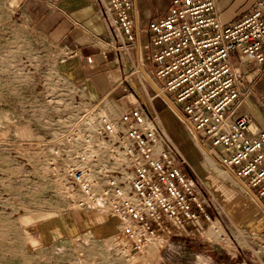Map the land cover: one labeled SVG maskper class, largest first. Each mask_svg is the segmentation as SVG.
Returning <instances> with one entry per match:
<instances>
[{"label": "built area", "instance_id": "1", "mask_svg": "<svg viewBox=\"0 0 264 264\" xmlns=\"http://www.w3.org/2000/svg\"><path fill=\"white\" fill-rule=\"evenodd\" d=\"M133 10V0H101L118 52H127L135 41ZM143 32L153 66L152 97L171 106L199 145L208 144L221 167L244 179L246 195L264 208V129L247 113L231 117L244 93L229 63L232 54L264 62V0L226 25L214 0H170L167 12ZM106 99L88 103L45 142L49 163L55 168L56 159L61 161L67 209L103 207L118 220L131 254L141 253L149 237L166 234L170 226L206 223L219 232L207 198L183 169L185 160L157 112L141 105L113 110Z\"/></svg>", "mask_w": 264, "mask_h": 264}, {"label": "rangeland", "instance_id": "2", "mask_svg": "<svg viewBox=\"0 0 264 264\" xmlns=\"http://www.w3.org/2000/svg\"><path fill=\"white\" fill-rule=\"evenodd\" d=\"M64 57L22 12L0 0V264H264V239L254 240L239 225L237 197L247 196L246 185L236 183L217 160H208L209 149L171 106L157 97L148 104L145 91L151 87L135 69L117 84L123 104L108 95L109 106L119 111L142 104L157 112L185 160L183 169L207 198L219 232L206 223L170 226L166 234L149 237L141 253L131 254L118 220L103 207L100 214L67 209L61 161L56 159L55 168L49 163L45 142L90 101L59 74ZM175 136L186 142L185 149Z\"/></svg>", "mask_w": 264, "mask_h": 264}, {"label": "crops", "instance_id": "3", "mask_svg": "<svg viewBox=\"0 0 264 264\" xmlns=\"http://www.w3.org/2000/svg\"><path fill=\"white\" fill-rule=\"evenodd\" d=\"M257 1L214 0L216 10L225 25L240 20L250 12ZM6 2L13 9L22 12L34 28L49 39L55 51L65 56L58 65L59 74L66 78L81 96L84 95L90 102H97L109 95L110 100L121 105L123 104L121 98H124V95L117 88L120 80L133 69L143 78L152 76L153 66L146 58L148 35L143 29L149 21L167 12L170 0H133V24L136 33L135 41L127 52H118L113 47L115 44L100 12L101 0H6ZM87 56H90V62L87 61ZM229 63L240 80L239 89L244 93L231 117L247 113L259 129H264V62L257 65L251 60L232 54ZM130 81L135 83L132 79ZM110 105L114 108V105ZM167 119L169 120V116ZM160 120L164 124L163 120ZM175 139L178 145L184 149L187 147L183 139L176 136ZM204 146L212 152L208 144ZM228 174L236 183L246 184L244 179H236L231 173ZM210 177L206 174L204 179L209 183ZM234 195L231 192V197ZM246 197L242 195L237 197L240 198V207L242 206L240 212L242 221L239 225L244 227L245 234L254 240L264 239V208ZM95 212L100 214L102 211ZM65 227L68 228V225Z\"/></svg>", "mask_w": 264, "mask_h": 264}, {"label": "bare ground", "instance_id": "4", "mask_svg": "<svg viewBox=\"0 0 264 264\" xmlns=\"http://www.w3.org/2000/svg\"><path fill=\"white\" fill-rule=\"evenodd\" d=\"M147 80H145V82L148 84V86H150V87H152V88H154L155 87V84L150 80V79H148V78H146ZM140 88V87H139ZM145 88L147 89V87H144V91H145ZM140 91V90H139ZM76 92H79V91H76ZM149 93L150 92H147V91H145V94L146 95H148V104H149V98H151L152 97V95L150 96L149 95ZM79 94H80V92H79ZM100 101V100H99ZM99 101H97V102H99ZM136 105H141V106H144V105H142V104H136ZM136 105H134V106H136ZM106 106H109V105H106ZM134 106H132V107H134ZM150 106V105H149ZM110 107H112L111 105H110ZM131 107V108H132ZM151 107V106H150ZM113 108V107H112ZM114 109V108H113ZM130 109V108H129ZM153 109V108H152ZM115 110V109H114ZM120 110H124V109H120ZM128 110V109H127ZM159 117V116H158ZM159 119H160V117H159ZM161 121V120H160ZM162 123V122H161ZM163 125V124H162ZM169 137V136H168ZM170 140H171V138H170ZM172 141V140H171ZM176 146V145H175ZM177 148V147H176ZM178 149V148H177ZM178 151H179V149H178ZM180 152V151H179ZM206 152V151H205ZM210 153V154H209ZM209 153L208 152H206V154H207V158H208V160H214V161H216L217 159L215 158V155L212 153V152H210L209 151ZM181 154V153H180ZM210 155V156H209Z\"/></svg>", "mask_w": 264, "mask_h": 264}, {"label": "water", "instance_id": "5", "mask_svg": "<svg viewBox=\"0 0 264 264\" xmlns=\"http://www.w3.org/2000/svg\"><path fill=\"white\" fill-rule=\"evenodd\" d=\"M157 99H158V101L160 102V104H161V105H163V104H164V101H163V99H162V98H160V97H157ZM157 99H156V100H157Z\"/></svg>", "mask_w": 264, "mask_h": 264}]
</instances>
